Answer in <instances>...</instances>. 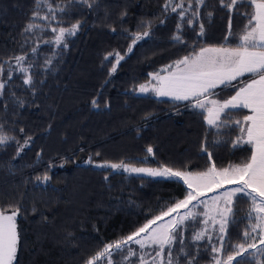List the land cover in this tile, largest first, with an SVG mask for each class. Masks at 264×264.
Instances as JSON below:
<instances>
[{
  "label": "trees",
  "instance_id": "16d2710c",
  "mask_svg": "<svg viewBox=\"0 0 264 264\" xmlns=\"http://www.w3.org/2000/svg\"><path fill=\"white\" fill-rule=\"evenodd\" d=\"M89 2L91 8L76 0H49L53 7L49 11L44 0L38 5L36 0H0V82L6 81L0 95V135L13 138L0 145V209H20L14 264H84L105 243L130 234L183 199L187 191L177 179L99 168L97 164L123 161L133 166L201 172L213 162L223 168L246 161L251 154L250 145L233 147L241 135L238 126H209L206 111L191 107L194 101L136 91L152 80L149 73L203 46H235L252 11L246 2L231 12L220 0H205L199 6L195 0L191 5L189 0H171L167 10L165 0ZM181 3L182 9L171 11ZM197 8L199 15L194 16ZM181 11L185 12L183 19ZM76 21L81 22L76 35H66L57 45L52 29L68 28ZM28 23L39 27L24 32ZM145 30L150 35L128 52L132 34ZM177 34L182 42L173 39ZM108 52L125 57L111 74L115 60H104ZM17 56H25L20 65ZM21 67L27 73L19 71ZM26 75L32 76L31 85L24 84ZM252 78L245 74L230 86L217 87L211 96L227 99ZM94 98L98 107L91 104ZM248 114V109H233L222 119L230 116L232 121H243ZM29 137L28 146L17 155L18 146ZM148 146L153 148L152 154L147 153ZM202 146L212 153L211 160L201 151ZM89 158L95 163H86ZM45 175L50 179L44 181ZM249 207L250 202L243 198L236 201L235 219L228 227L221 258L234 245L250 241L242 236ZM197 224L188 221L184 225L185 251L196 254L198 264H210L213 254L208 242L191 240ZM132 247L139 256V248ZM178 247L173 245L174 253ZM138 256L129 258L131 264L138 263ZM113 258L116 264H129L119 255ZM261 261L264 255L256 252L243 257L241 264ZM180 264H185L183 257Z\"/></svg>",
  "mask_w": 264,
  "mask_h": 264
},
{
  "label": "snow or ice",
  "instance_id": "6c2138e0",
  "mask_svg": "<svg viewBox=\"0 0 264 264\" xmlns=\"http://www.w3.org/2000/svg\"><path fill=\"white\" fill-rule=\"evenodd\" d=\"M48 5L49 11L53 10L49 0H44ZM82 2L89 8L92 4L89 0H76ZM247 3L252 11L247 14V23L241 34L238 35V43L233 47L223 45H210L201 47L190 55H185L172 64L164 66L160 71L149 73L152 80L140 84L139 93L154 92L156 96L172 97L179 101H194L191 107L206 111L205 121L211 127L217 129L228 127L235 124L239 127L241 135L233 141V147L240 144L251 146V154L241 163L229 164L227 167L217 168L213 162L201 172L174 170L171 167L161 166L160 168L135 167L130 164L111 163L105 161L97 164L99 168H111L113 170L123 169L129 173H147L152 177L178 178L187 186V191L183 199H178L174 204L167 207L159 215L147 220L130 234L113 242L105 243L100 251L84 261V264H116L114 256L119 255L121 261H129L130 257L138 256V250L132 245H138L139 249L154 248L155 254L146 258V254L140 253L138 264H180L183 257L185 264H198L197 255L185 251L183 238L184 225L188 221H195L198 216L205 219L200 221L204 225L199 231H195L191 240L195 242L207 241L210 247V264H241V260L246 255L255 256L256 252L264 255V0H220V5L229 12L238 6ZM37 5L39 0H36ZM197 6L205 5V0H195ZM191 5V0H189ZM171 6V0H165V10ZM177 8H183V4L171 7L172 12ZM60 11H65L61 8ZM39 16L38 12L33 13ZM194 16L199 15L197 8L193 12ZM209 16L212 13H208ZM179 16L183 19L185 12L181 11ZM53 19L55 16L53 15ZM43 19H49L44 16ZM164 21L161 20L160 23ZM188 24L192 20L187 21ZM39 25L28 23L23 29L30 32ZM81 22L76 21L70 27L53 28L56 32L55 43L60 45L65 41V37L74 36L79 31ZM150 27V25H149ZM181 27L177 24V29ZM200 35L204 33L203 24L200 25ZM229 29H231V17H229ZM115 31V29H112ZM232 35V33H229ZM150 35V31L133 33L131 44L127 51L131 52L133 46L144 37ZM173 39L182 42L179 34L174 35ZM225 39H228L226 36ZM67 47V44H63ZM36 51L35 48L32 49ZM115 60L110 74L114 73L119 63L125 58L118 52H108L104 60L111 62ZM25 56L15 57L17 65L24 61ZM51 64L52 61H46ZM19 71L27 73L28 69L21 67ZM163 73V74H161ZM252 74L254 78L244 83L243 86L235 90V94L228 99H210L212 90L220 85L230 86L232 81H236L244 74ZM152 81H155L153 83ZM24 84L31 85L33 79L31 75H26ZM5 82H0V95L5 87ZM235 86H233L234 88ZM93 107H98L97 99L91 101ZM248 109V115L243 117V121H232L222 119L228 116L233 109ZM23 131V129H21ZM11 137L0 135V145L5 144ZM31 137L27 138L23 145L18 146L17 155L28 146ZM219 142V141H217ZM147 153L152 154L153 148L148 146ZM207 153L211 160L212 153L208 152L207 147L201 148ZM39 155V153H38ZM99 156V153L96 154ZM86 163H95L91 158ZM41 179L40 177L37 178ZM44 181L50 179L45 175ZM107 179V177H105ZM235 185L234 187H231ZM225 189L224 191H220ZM218 192L212 197L211 204L204 203L200 198L207 193ZM250 202L249 210L246 214L248 224L245 226L242 236L249 243H240L233 246V251L221 258V253L225 250L227 243L228 227L235 219L234 207L239 199ZM195 202V203H194ZM203 203L205 211L198 212L196 204ZM20 209L14 208L10 212L7 209H0V264H14L17 259L19 244V234L17 230V215ZM165 217L169 219L165 220ZM209 226L216 232V242L212 243L213 236L209 231ZM178 245L177 250L173 251V245ZM255 249L256 252L250 253L249 250ZM129 264L131 262L129 261ZM264 264V261L258 262Z\"/></svg>",
  "mask_w": 264,
  "mask_h": 264
},
{
  "label": "rangeland",
  "instance_id": "374dc122",
  "mask_svg": "<svg viewBox=\"0 0 264 264\" xmlns=\"http://www.w3.org/2000/svg\"><path fill=\"white\" fill-rule=\"evenodd\" d=\"M139 88V87H138ZM138 88H137V93H139L138 91ZM210 99H216L214 97H211L210 96ZM218 100V99H217ZM207 114V113H206ZM135 167H143V168H160V167H148V166H135ZM121 170V169H120ZM123 170V169H122ZM136 174H142V175H146V176H150L148 175L147 173H136ZM152 177V176H150ZM159 177V176H158ZM164 178H168V177H164ZM173 179H177L179 180L178 178H173ZM181 181V180H180ZM235 185H232L231 187H234ZM225 189H221L220 191H224ZM219 193L218 192H211V193H207L205 196L201 197L200 199L204 202V203H207V204H211V200H212V197L213 196H216L218 195ZM195 203V202H194ZM196 210L198 212H204L205 211V208H204V204L203 203H198L196 204ZM169 219L168 217H165V220ZM203 219H205V217L203 216H198L197 219L195 221H198V224H197V228L195 231H199L202 227H204V225L202 223H200V221H202ZM195 225V224H194ZM192 226V225H191ZM191 230H192V227H191ZM193 231V233L195 232ZM209 231L212 233V236H213V241L212 243H215L216 242V232L213 231L212 227L209 226ZM193 235V234H192ZM251 242V241H249ZM248 242V243H249ZM133 246H137L139 248L138 245H133ZM249 251H252V252H256L255 249H251ZM140 253H144L146 254V258H150L151 255H154L155 254V250L154 248H145V249H139V254ZM221 255V254H220ZM138 264V263H137Z\"/></svg>",
  "mask_w": 264,
  "mask_h": 264
},
{
  "label": "crops",
  "instance_id": "0c3cea01",
  "mask_svg": "<svg viewBox=\"0 0 264 264\" xmlns=\"http://www.w3.org/2000/svg\"><path fill=\"white\" fill-rule=\"evenodd\" d=\"M208 46H210V45H208ZM215 46H217V45H215ZM220 46V45H219ZM223 46H225V47H233V46H226V45H223ZM203 47H207V46H203ZM247 74V73H246ZM245 75V74H244ZM221 86V85H220ZM219 87V86H218ZM216 89V88H215ZM214 90V89H213ZM212 90V91H213ZM235 94V93H234ZM233 94V95H234ZM159 98H167V99H174V98H172V97H160V96H158ZM212 97V96H211ZM228 99V98H227ZM175 100V99H174ZM250 114V113H249Z\"/></svg>",
  "mask_w": 264,
  "mask_h": 264
}]
</instances>
